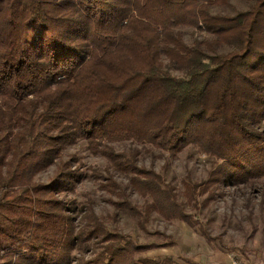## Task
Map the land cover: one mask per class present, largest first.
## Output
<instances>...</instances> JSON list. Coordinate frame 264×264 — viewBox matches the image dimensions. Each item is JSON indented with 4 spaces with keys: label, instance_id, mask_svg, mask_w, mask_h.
Wrapping results in <instances>:
<instances>
[{
    "label": "trees",
    "instance_id": "16d2710c",
    "mask_svg": "<svg viewBox=\"0 0 264 264\" xmlns=\"http://www.w3.org/2000/svg\"><path fill=\"white\" fill-rule=\"evenodd\" d=\"M221 4L230 0H0V264H177L140 257L150 247L91 207L76 225V207L57 197L85 177L75 155L63 159L80 140L136 176V153L110 141L194 146L221 161L225 182L264 175V137L247 124L264 117V0L210 11ZM181 26L210 37L188 45ZM54 164L48 183L35 180ZM149 176L136 183L151 199L139 226L151 212L194 226L173 188Z\"/></svg>",
    "mask_w": 264,
    "mask_h": 264
},
{
    "label": "rangeland",
    "instance_id": "374dc122",
    "mask_svg": "<svg viewBox=\"0 0 264 264\" xmlns=\"http://www.w3.org/2000/svg\"><path fill=\"white\" fill-rule=\"evenodd\" d=\"M253 2L230 0L228 5L211 6L210 11L233 15L237 10H247ZM178 30L188 45L194 39L210 37L191 26H181ZM230 49L223 46L217 53H227ZM163 59L167 63L164 56ZM247 124L250 130L264 137V117L260 121L251 118ZM109 145L116 152H135L136 169L144 174L136 176L108 163L103 155L92 152L84 140L66 147L63 159L75 155L77 159L72 167L79 168L85 177L73 191L56 197L76 207L72 214L76 225L85 223L83 215L91 207L109 230L130 237L136 244L149 246L140 253L142 258L172 257L177 264H232V259L240 264H264V175L225 182L215 175L221 161L194 146L171 154L132 138L110 141ZM55 171L56 165H51L37 174L35 180L48 183ZM149 175H153V181L161 179L173 188L176 202L195 219L194 226L168 221L155 212L147 214L144 228L139 226L142 220L137 211L150 205L151 199L136 183L146 182ZM123 195L127 200L121 199ZM172 239L175 244L167 245ZM90 255L88 252L86 257Z\"/></svg>",
    "mask_w": 264,
    "mask_h": 264
},
{
    "label": "built area",
    "instance_id": "2783aa9c",
    "mask_svg": "<svg viewBox=\"0 0 264 264\" xmlns=\"http://www.w3.org/2000/svg\"><path fill=\"white\" fill-rule=\"evenodd\" d=\"M232 264H240L237 260L232 259Z\"/></svg>",
    "mask_w": 264,
    "mask_h": 264
}]
</instances>
